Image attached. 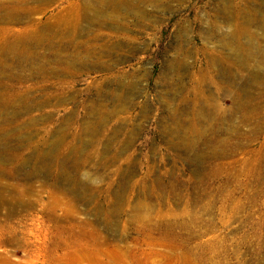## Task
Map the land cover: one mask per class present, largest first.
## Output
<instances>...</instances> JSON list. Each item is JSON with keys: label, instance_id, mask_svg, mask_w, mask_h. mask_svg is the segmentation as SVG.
<instances>
[{"label": "rangeland", "instance_id": "obj_1", "mask_svg": "<svg viewBox=\"0 0 264 264\" xmlns=\"http://www.w3.org/2000/svg\"><path fill=\"white\" fill-rule=\"evenodd\" d=\"M120 2L0 0V264H264V0Z\"/></svg>", "mask_w": 264, "mask_h": 264}, {"label": "bare ground", "instance_id": "obj_2", "mask_svg": "<svg viewBox=\"0 0 264 264\" xmlns=\"http://www.w3.org/2000/svg\"><path fill=\"white\" fill-rule=\"evenodd\" d=\"M121 2H120V0H83V6H84L83 8L85 9V11L86 10H89L90 11V14L88 15V19L91 22V24H93V23L102 24V22H104L105 16L107 15L106 10L108 8L112 9L113 12L116 11V10H118L120 8V6H121ZM222 11H224V10H222ZM258 12L259 13H258V15L256 17V21L262 26V25H264V8L260 9ZM243 17H244V20L245 21L252 20V18H250V17H248L246 15H244ZM106 22H108V19H106ZM238 53L240 55V52L237 49L234 52V54L235 55H238ZM224 68H226V67H224ZM63 244H64V242H63Z\"/></svg>", "mask_w": 264, "mask_h": 264}]
</instances>
